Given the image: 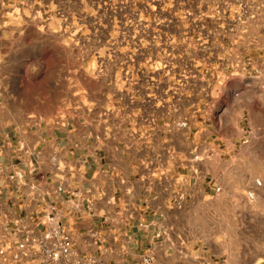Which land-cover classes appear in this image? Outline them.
Here are the masks:
<instances>
[{
  "label": "rangeland",
  "instance_id": "rangeland-1",
  "mask_svg": "<svg viewBox=\"0 0 264 264\" xmlns=\"http://www.w3.org/2000/svg\"><path fill=\"white\" fill-rule=\"evenodd\" d=\"M208 1L0 0V122L87 115L107 95L207 105L208 91L216 142L205 160L198 150L194 188L214 191L181 210V244L220 254L219 264H264V104L243 81H224L218 55L210 58L207 27L219 21L207 16ZM225 137L230 156L221 154Z\"/></svg>",
  "mask_w": 264,
  "mask_h": 264
},
{
  "label": "crops",
  "instance_id": "crops-1",
  "mask_svg": "<svg viewBox=\"0 0 264 264\" xmlns=\"http://www.w3.org/2000/svg\"><path fill=\"white\" fill-rule=\"evenodd\" d=\"M194 112L173 98L156 95L149 105L140 96L133 105L107 95L93 100L87 115L30 127L0 122V209L13 216L45 202L58 206L99 264H144L146 256L153 264H219L220 254L181 244V210L214 191L194 188V152L216 142L207 133V111ZM228 143L220 142L221 154L230 156ZM10 165L23 172L21 185L9 181ZM73 190L79 195L68 194ZM179 192L187 194L180 210L171 205ZM90 229L95 239L85 238Z\"/></svg>",
  "mask_w": 264,
  "mask_h": 264
},
{
  "label": "built area",
  "instance_id": "built-area-1",
  "mask_svg": "<svg viewBox=\"0 0 264 264\" xmlns=\"http://www.w3.org/2000/svg\"><path fill=\"white\" fill-rule=\"evenodd\" d=\"M207 16L210 19L218 16V30L210 25L207 27V49L210 58L211 55H218L223 80L237 78L243 81L245 91L259 105L264 104V0H218V4L209 0ZM212 50L215 51L211 53ZM241 95L242 92H238L236 97ZM208 96L207 91V105L191 106H194V113L203 109L207 111V125L210 126ZM221 124L224 125V121ZM198 152L197 149L193 156L195 174H198L199 168L195 164L200 159ZM203 155V159H207V149ZM9 169V181L21 185L23 172L15 165H10ZM181 181L185 182V179ZM258 185H261L260 181ZM58 191L63 192L64 188H58ZM3 192L0 188V196ZM220 192L221 188L215 189V194ZM79 193L78 190L68 191L72 196ZM186 198V193L179 192L172 207L184 208ZM246 200L253 203L256 192L248 191ZM87 204L91 210L93 201L89 200ZM73 208L81 206L74 203ZM62 214V209L48 202L41 203L33 213L24 215L9 216L0 209V264H99L97 256L82 248L80 236L63 221ZM85 234V238L95 239L98 236L93 229ZM143 263L153 264L151 256H146Z\"/></svg>",
  "mask_w": 264,
  "mask_h": 264
}]
</instances>
